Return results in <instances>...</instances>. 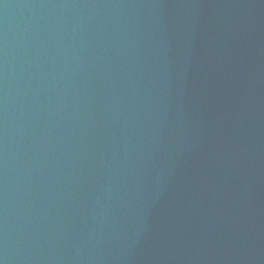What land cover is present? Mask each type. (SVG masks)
Masks as SVG:
<instances>
[{
  "label": "water",
  "instance_id": "obj_1",
  "mask_svg": "<svg viewBox=\"0 0 264 264\" xmlns=\"http://www.w3.org/2000/svg\"><path fill=\"white\" fill-rule=\"evenodd\" d=\"M212 0H0V264H175Z\"/></svg>",
  "mask_w": 264,
  "mask_h": 264
}]
</instances>
